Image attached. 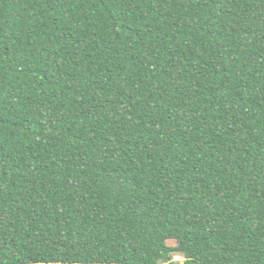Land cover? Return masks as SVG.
Returning <instances> with one entry per match:
<instances>
[{"label":"trees","instance_id":"obj_1","mask_svg":"<svg viewBox=\"0 0 264 264\" xmlns=\"http://www.w3.org/2000/svg\"><path fill=\"white\" fill-rule=\"evenodd\" d=\"M0 264H264V0H0Z\"/></svg>","mask_w":264,"mask_h":264},{"label":"rangeland","instance_id":"obj_2","mask_svg":"<svg viewBox=\"0 0 264 264\" xmlns=\"http://www.w3.org/2000/svg\"><path fill=\"white\" fill-rule=\"evenodd\" d=\"M174 260H177V261H182V259H181V258H179V257H175V258H174Z\"/></svg>","mask_w":264,"mask_h":264}]
</instances>
